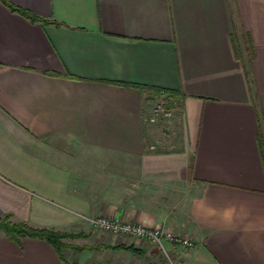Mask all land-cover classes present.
I'll use <instances>...</instances> for the list:
<instances>
[{"label":"crops","instance_id":"obj_1","mask_svg":"<svg viewBox=\"0 0 264 264\" xmlns=\"http://www.w3.org/2000/svg\"><path fill=\"white\" fill-rule=\"evenodd\" d=\"M8 1L66 27L0 3V219L105 217L193 240L166 244L175 264H264V0ZM151 88L177 95L171 118L151 122ZM101 236L140 255L61 260L0 231V264H157L152 244Z\"/></svg>","mask_w":264,"mask_h":264},{"label":"trees","instance_id":"obj_2","mask_svg":"<svg viewBox=\"0 0 264 264\" xmlns=\"http://www.w3.org/2000/svg\"><path fill=\"white\" fill-rule=\"evenodd\" d=\"M0 3L8 8L11 12L16 13L25 19L29 20L32 23H38L43 26H54L56 28L66 27L63 23L40 18L33 13L19 8L13 5L8 0H0ZM135 88L142 90L143 88L140 86H134ZM154 92L155 96H160L162 93L166 95L164 107L168 110L173 108V104L178 102V97L175 93L170 91H161L157 89L151 88ZM260 154L262 157L263 165H264V136L260 137V146H259ZM0 231L4 232V234L12 241L18 243L21 239L31 238L38 239L47 242L52 248L56 251L59 258L63 260L62 252L63 250H72L75 252L82 251H101V250H111V251H127L131 252L135 255H140V251L138 249L133 248L132 246L125 247L122 245L117 246H106V245H98V246H74L72 244H66L65 240L73 241L76 239L83 238L82 234H72L66 232L55 231L53 229H44V228H33L24 222L20 223H11L9 221V216H5L0 219Z\"/></svg>","mask_w":264,"mask_h":264},{"label":"built area","instance_id":"obj_3","mask_svg":"<svg viewBox=\"0 0 264 264\" xmlns=\"http://www.w3.org/2000/svg\"><path fill=\"white\" fill-rule=\"evenodd\" d=\"M155 116H161L164 119H169L172 116L171 111L164 107V100L162 98H159L158 101H155L153 114L150 119L151 122L154 121ZM86 220L89 222L90 226L95 230L107 232L114 237L133 238L150 243L155 246L159 252H162L163 254H166V244L181 246L184 248H192L195 246L193 240L189 238H184L168 230H162L159 228H149L138 223L119 222L117 220L105 217H95ZM164 256L167 258V255ZM168 264H170V262Z\"/></svg>","mask_w":264,"mask_h":264},{"label":"rangeland","instance_id":"obj_4","mask_svg":"<svg viewBox=\"0 0 264 264\" xmlns=\"http://www.w3.org/2000/svg\"><path fill=\"white\" fill-rule=\"evenodd\" d=\"M163 97H164V99H165V97H166V95L164 94V93H162L160 96H158V98L156 99V101H158L159 100V98H162L163 99ZM165 104V103H164ZM154 106H155V102H154ZM172 117V116H171ZM85 170V169H84ZM102 233H107V232H103V231H100V230H94V229H92L91 227H89L88 225H87V227L85 228H83V229H81V230H77L76 231V233H72V234H82V235H84L83 236V238H80V239H76V240H78V241H76V240H73V241H75V242H73V241H70L69 242V240H65L68 244L69 243H71V242H73V244L72 245H74V246H76L74 243H81V244H83V245H80V246H90L91 244H94V243H97L98 241H100L101 240V235H102ZM109 234V233H108ZM111 235V234H110ZM66 243V244H67ZM171 245V244H170ZM79 246V247H80ZM98 246V245H97ZM173 246H175V245H173ZM165 248H166V245H165ZM75 252V251H74ZM159 252V251H158ZM164 255H167V258L164 256ZM164 261L166 264H168L169 262H170V264H175L173 261H172V259H171V255H170V253H169V251L166 249V254H163L162 252H159V257H158V259H157V264H159L160 263V261ZM168 260H169V262H168ZM72 263H77V262H75V261H73V262H71V264ZM83 264H86V263H83Z\"/></svg>","mask_w":264,"mask_h":264}]
</instances>
